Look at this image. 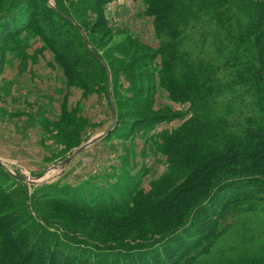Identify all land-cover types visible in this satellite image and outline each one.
<instances>
[{
	"label": "trees",
	"instance_id": "1",
	"mask_svg": "<svg viewBox=\"0 0 264 264\" xmlns=\"http://www.w3.org/2000/svg\"><path fill=\"white\" fill-rule=\"evenodd\" d=\"M107 1L91 2L101 6ZM140 1L153 18L159 49L151 56L155 64L148 92L131 86L128 99L152 100L160 82L170 100L190 104L187 118L160 134L168 170L147 188L137 174L123 172L78 185L44 183L29 194L24 177L0 164V264H204L203 256L229 228L222 223L240 203H247L246 210L263 204L264 0ZM77 21L49 0H7L0 8L1 47L21 46L23 34H34L52 50L71 86L104 93L119 120L103 138L121 126H127L123 135L129 136L180 117L151 111L120 125L125 114L110 94V84L112 95L119 93L117 67L87 31L85 38ZM135 74L137 84L139 70ZM239 87L255 106L233 120L232 105L226 112L218 105ZM30 199L40 209L30 208ZM41 207L108 222L89 232L71 230L64 222L59 233L38 211ZM120 217L127 222H118ZM209 264H264V250Z\"/></svg>",
	"mask_w": 264,
	"mask_h": 264
},
{
	"label": "rangeland",
	"instance_id": "2",
	"mask_svg": "<svg viewBox=\"0 0 264 264\" xmlns=\"http://www.w3.org/2000/svg\"><path fill=\"white\" fill-rule=\"evenodd\" d=\"M91 1L49 0L51 5L76 17L85 38L87 31L99 52L117 67L119 93L113 96L110 84V94L125 114L120 117V125L151 111L180 114V117L162 122L154 130L129 136L123 135L127 126H121V131L96 141L62 165L78 146L113 125L114 109L104 93L71 86L54 53L44 48L41 38L25 33L21 46L8 44L5 49L0 38V160L10 174L24 177L29 194L44 183L78 185L92 177H99L100 181L114 179L123 172L137 174L147 188L150 181L168 170L160 134L178 127L190 112V104L170 100L160 82L156 83L152 100L128 99L131 86H141L145 94L148 92L152 64H155L151 56L159 49L153 18L146 15L144 2L108 0L96 6ZM6 4L7 0H2L0 8H6ZM87 45H90L88 41ZM206 48L210 52L209 44ZM136 70L140 72L137 84L133 82ZM237 89L235 96L230 93L218 105L226 112V105L231 104L235 111L233 120L252 113L255 106L244 88ZM136 93L140 95L138 89ZM239 94L241 97L236 99ZM232 97L235 100L231 101ZM115 116L119 120L117 113ZM31 203L30 208L35 210L38 206L32 200ZM246 207L247 203L241 202L236 207L238 211L222 223L223 228H229L211 252L203 256L204 264L218 263L237 253L264 250V201L257 210H246ZM38 211L59 233L65 230L60 226L64 222H68L71 230L81 228L85 232L100 229L108 222L104 218L101 224L98 217L73 214L56 207H41ZM116 219L121 224L127 222L125 217Z\"/></svg>",
	"mask_w": 264,
	"mask_h": 264
},
{
	"label": "water",
	"instance_id": "3",
	"mask_svg": "<svg viewBox=\"0 0 264 264\" xmlns=\"http://www.w3.org/2000/svg\"><path fill=\"white\" fill-rule=\"evenodd\" d=\"M110 72V70H109ZM111 73V72H110ZM116 116L114 114V121H113V125L108 128L106 131H104L103 133L91 138L90 140L82 143L80 146H78V148H76L74 150V152L72 153V155H70L65 161L62 162V165L67 164L69 161H71L78 153H80L81 151H83L85 148H87L88 146H90L91 144L95 143L96 141L102 139L103 137H105L106 135L110 134L111 131L114 129L115 125H116ZM0 164L4 165V163L0 160Z\"/></svg>",
	"mask_w": 264,
	"mask_h": 264
}]
</instances>
